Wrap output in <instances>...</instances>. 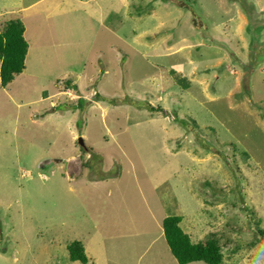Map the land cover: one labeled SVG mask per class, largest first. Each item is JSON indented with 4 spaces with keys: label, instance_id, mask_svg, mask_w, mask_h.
I'll return each mask as SVG.
<instances>
[{
    "label": "rangeland",
    "instance_id": "rangeland-1",
    "mask_svg": "<svg viewBox=\"0 0 264 264\" xmlns=\"http://www.w3.org/2000/svg\"><path fill=\"white\" fill-rule=\"evenodd\" d=\"M3 18L28 50L0 86V264H80L72 240L88 264H178L163 221L210 205L213 240L264 228V0H0Z\"/></svg>",
    "mask_w": 264,
    "mask_h": 264
},
{
    "label": "trees",
    "instance_id": "trees-1",
    "mask_svg": "<svg viewBox=\"0 0 264 264\" xmlns=\"http://www.w3.org/2000/svg\"><path fill=\"white\" fill-rule=\"evenodd\" d=\"M24 31V25L19 19L6 20L0 23V84L3 87L7 86L15 76L24 70L28 50L23 36ZM68 85L70 84L68 83ZM96 94L98 96V92H93L92 99L97 97H94ZM74 96L76 98L70 99L66 94V102L71 104V108L75 107L73 103L77 100L79 108H82L85 103L87 104L91 100V97L84 100L80 95ZM151 109L149 108V110ZM224 197L226 195L222 198ZM211 200L214 203L215 197H212ZM233 203L235 202H231V204ZM205 207L199 209L197 215L202 216ZM209 207L208 213L204 214L196 225L186 224L185 217L182 215H175L163 221L164 238L178 264H189L196 261H202L206 264H238L244 261V258L249 256V252L255 248L257 250L264 249V228L256 220L253 221L254 227L250 225L244 234H238L235 230H241L240 220L234 223L235 228L232 229L229 219H225V233L220 234V242L216 238L214 240L211 238V236H214L213 233L207 236L206 234L213 230L211 228L216 227L221 222L217 209L213 205ZM245 208L247 209V207ZM246 209L244 207L241 209L242 215L247 214ZM194 226L197 227L196 230H193ZM254 228H257L258 232ZM66 249L69 260L80 264L90 262V258L79 240L69 242Z\"/></svg>",
    "mask_w": 264,
    "mask_h": 264
},
{
    "label": "crops",
    "instance_id": "crops-1",
    "mask_svg": "<svg viewBox=\"0 0 264 264\" xmlns=\"http://www.w3.org/2000/svg\"><path fill=\"white\" fill-rule=\"evenodd\" d=\"M14 17H17V16H14ZM13 17V18H14ZM10 19V18H9ZM8 18H3V19H0V23H2V22H4V21H6V20H9ZM25 32V31H24ZM24 35V34H23ZM24 71H25V68H24V70L22 71V73H20L19 75H21V74H23L24 73ZM13 81V80H12ZM11 81V82H12ZM10 82V83H11ZM72 83H74V82H72ZM0 86H1V84H0ZM6 87V86H5ZM66 91H68V92H71V94L74 96V94L72 93V91H70V90H66ZM66 95V94H65ZM68 96V95H67ZM75 97V96H74ZM73 97V98H74ZM70 99H72V98H70ZM201 220V218H199V219H195V220H193L192 222H188V221H186L185 223L186 224H193V225H196L199 221ZM197 229V227L196 226H194L193 227V230H196ZM191 230V229H190ZM192 231V230H191Z\"/></svg>",
    "mask_w": 264,
    "mask_h": 264
},
{
    "label": "clouds",
    "instance_id": "clouds-1",
    "mask_svg": "<svg viewBox=\"0 0 264 264\" xmlns=\"http://www.w3.org/2000/svg\"><path fill=\"white\" fill-rule=\"evenodd\" d=\"M81 98H83V97H81ZM83 99H84V98H83ZM86 100H88V98H87Z\"/></svg>",
    "mask_w": 264,
    "mask_h": 264
}]
</instances>
